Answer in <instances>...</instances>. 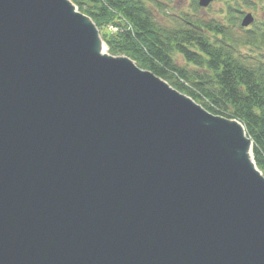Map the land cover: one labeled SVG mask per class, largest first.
Segmentation results:
<instances>
[{"label": "water", "instance_id": "1", "mask_svg": "<svg viewBox=\"0 0 264 264\" xmlns=\"http://www.w3.org/2000/svg\"><path fill=\"white\" fill-rule=\"evenodd\" d=\"M0 264H264L253 141L72 0H0Z\"/></svg>", "mask_w": 264, "mask_h": 264}, {"label": "trees", "instance_id": "2", "mask_svg": "<svg viewBox=\"0 0 264 264\" xmlns=\"http://www.w3.org/2000/svg\"><path fill=\"white\" fill-rule=\"evenodd\" d=\"M73 2L100 29L119 28L117 33L105 30L103 35L112 55L130 57L213 115L242 123L264 175V23L248 30L239 28L244 37L237 41L236 34L215 20L197 22L184 16L176 28H166L157 16L163 6L151 8L145 0ZM229 10L243 14L237 7ZM238 42L262 51L245 54ZM175 55L189 68L176 64Z\"/></svg>", "mask_w": 264, "mask_h": 264}, {"label": "rangeland", "instance_id": "3", "mask_svg": "<svg viewBox=\"0 0 264 264\" xmlns=\"http://www.w3.org/2000/svg\"><path fill=\"white\" fill-rule=\"evenodd\" d=\"M151 8H156L157 4L162 5V10H157V16L160 18V23L166 28H176L178 24L181 23L184 16H188L190 19H195V21H211L215 20L222 24L224 27L236 34L237 41L242 39L244 34L241 33V24L243 22L244 16L247 14H252L255 18V25L259 26L264 23V0H216L208 8L202 9L198 7V0H145ZM73 2V0H72ZM74 3V2H73ZM250 3H254L255 6H249ZM76 6V4L74 3ZM230 6L237 7L242 11V15L233 14L229 8ZM77 7V6H76ZM96 24V23H95ZM97 26V25H96ZM100 37L103 42L105 30L109 32H116V26L108 25L105 30L100 29L97 26ZM253 28V26H250ZM235 38V37H234ZM241 43V45H240ZM243 42H238L239 51L245 54H259L262 50L257 48H248L242 45ZM107 46V44H106ZM107 52L109 48L107 46ZM121 56V55H119ZM126 56V55H123ZM175 63L180 67H186L185 61L180 55H175Z\"/></svg>", "mask_w": 264, "mask_h": 264}, {"label": "bare ground", "instance_id": "4", "mask_svg": "<svg viewBox=\"0 0 264 264\" xmlns=\"http://www.w3.org/2000/svg\"><path fill=\"white\" fill-rule=\"evenodd\" d=\"M103 49H105V48L103 47Z\"/></svg>", "mask_w": 264, "mask_h": 264}]
</instances>
